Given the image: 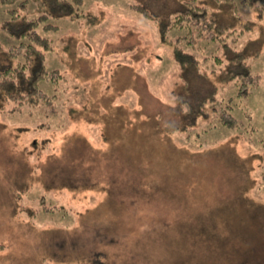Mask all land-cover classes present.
Segmentation results:
<instances>
[{"label":"rangeland","instance_id":"rangeland-1","mask_svg":"<svg viewBox=\"0 0 264 264\" xmlns=\"http://www.w3.org/2000/svg\"><path fill=\"white\" fill-rule=\"evenodd\" d=\"M201 1L260 77L240 92L221 75L233 51L203 45L199 73L217 90L189 131L149 117L178 118L183 70L154 20L130 9L180 0H85L86 18L55 21L47 59L64 74L60 95L0 105V264H264V16ZM43 201L63 211L33 216Z\"/></svg>","mask_w":264,"mask_h":264},{"label":"trees","instance_id":"trees-1","mask_svg":"<svg viewBox=\"0 0 264 264\" xmlns=\"http://www.w3.org/2000/svg\"><path fill=\"white\" fill-rule=\"evenodd\" d=\"M84 1L0 0V14L4 16V20L0 18V32L9 38L7 44L0 41V105L12 102L16 108L10 111L16 112L24 105L37 106L42 101L50 103L51 97L60 95L56 88L60 86L64 74L61 69L48 65L47 56L55 50L54 39L48 36V33L58 30L60 24L55 21L60 19L86 18L87 14L82 8ZM180 1L175 2L176 6L170 11L148 9L141 3L130 5L132 11L148 20H154L161 38L173 43V59L183 70V91L178 93L179 105L176 108L178 118L169 117L162 120V116H149L152 121L158 123L163 133L189 131L190 128L196 127L199 120L208 115V103L215 101L216 86L199 73L198 55H204L200 52L203 45L222 42L224 47L233 51L221 75L227 81L235 79L240 92L244 93L249 87L256 86L260 77L251 72V64L247 62L245 52L228 44L230 34H234L236 29L222 22L211 12L210 6L201 0ZM32 2L39 3V10L36 9L37 11L30 15L27 11H34L31 8ZM241 4L254 5L258 14L264 16V0H241ZM25 10L26 15L23 16ZM247 27L248 25L244 24L238 35ZM215 57L217 59L218 56ZM207 59L208 57H205L204 60ZM194 80L197 83L200 80L202 86H195ZM228 107L232 109L231 106ZM226 108H222L218 119L222 126L231 130L237 126V120L231 110ZM209 131L208 129L201 132ZM197 135L201 138V133ZM48 204L43 201L39 211L33 216L45 213L55 215L63 211L62 208ZM96 233V237H100L101 232L97 230ZM98 239L101 241V238ZM79 247L80 244L73 246L75 249Z\"/></svg>","mask_w":264,"mask_h":264}]
</instances>
